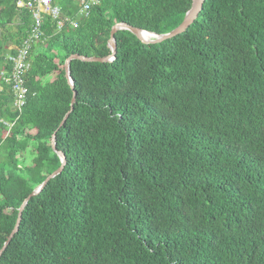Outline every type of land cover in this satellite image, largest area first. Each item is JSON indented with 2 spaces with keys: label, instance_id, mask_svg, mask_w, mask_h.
Listing matches in <instances>:
<instances>
[{
  "label": "trees",
  "instance_id": "obj_1",
  "mask_svg": "<svg viewBox=\"0 0 264 264\" xmlns=\"http://www.w3.org/2000/svg\"><path fill=\"white\" fill-rule=\"evenodd\" d=\"M17 1L0 0V70L32 23ZM52 2L20 113L0 76V248L61 165L53 133L65 164L0 264H264V0H204L158 43L118 30L113 60L70 61L74 89L68 56L111 54L117 22L166 33L191 0Z\"/></svg>",
  "mask_w": 264,
  "mask_h": 264
},
{
  "label": "built area",
  "instance_id": "obj_2",
  "mask_svg": "<svg viewBox=\"0 0 264 264\" xmlns=\"http://www.w3.org/2000/svg\"><path fill=\"white\" fill-rule=\"evenodd\" d=\"M78 1V13L87 16L89 10L98 5L102 0H77ZM18 7H25L31 13L32 23L30 29L22 39L20 44L15 48V53L7 56L10 63L9 69H1L0 76L5 84L10 86V90L13 95L12 108L18 113L21 112L25 105L28 86L26 84V73L30 68L29 54L32 46L42 36V23L45 16H49L51 19L57 22V29L60 30L62 26L61 9L59 5L54 4L52 0H27L17 1ZM63 20H69L67 17ZM71 22V21H70ZM73 25L75 23L71 22ZM8 128L13 123L2 121Z\"/></svg>",
  "mask_w": 264,
  "mask_h": 264
},
{
  "label": "water",
  "instance_id": "obj_3",
  "mask_svg": "<svg viewBox=\"0 0 264 264\" xmlns=\"http://www.w3.org/2000/svg\"><path fill=\"white\" fill-rule=\"evenodd\" d=\"M203 1L204 0H191V5H190L189 9L185 12L181 22L175 28L171 29L170 31H168L166 33L157 34V33L151 32V31H147V30H143V29H140L137 27H133V26H131L125 22L115 23L111 27L110 36H109V40H108V45L112 50L111 54L104 56V57H93V56L88 57V56L80 55L77 53V54H73V55H70L67 57V59L65 60V63H64V70H65V77H66L71 89H74L73 80L70 76V71H69V64H70V61L72 59H79L82 61H93V62H105V61L113 60L114 55H115V49H116L114 34L118 30H122V29H126V30L130 31L133 35H135L143 43H158V42H162L166 39L172 38L178 34L183 33L190 26V24L193 23V21L197 18L198 14L202 8ZM142 32L148 33L152 37L150 39H143L140 35ZM74 101H75V91H73V94H72L70 109L64 115L59 126H61L64 123L65 119L68 117L69 113L71 112V110L73 108ZM50 144H51L52 150L59 156V158L61 160V165L57 169H55L52 173L47 175L45 177V179L39 185H37L32 190V192L23 200V202L21 203V205L18 209V215H17L16 221L14 223V226H13L12 230L10 231V233H9L7 239L5 240L4 244L0 248V256H1L2 252L4 251V249L6 248V246L8 245V243L10 242V240L12 239V237L14 236V234L18 231L19 223L21 220V213H22V210L25 207L27 201L33 195L39 193L40 190L46 185V183L51 178H53L55 175L59 174L63 168V165L65 164L64 154L61 151H57L56 146H55V133L52 134Z\"/></svg>",
  "mask_w": 264,
  "mask_h": 264
},
{
  "label": "bare ground",
  "instance_id": "obj_4",
  "mask_svg": "<svg viewBox=\"0 0 264 264\" xmlns=\"http://www.w3.org/2000/svg\"><path fill=\"white\" fill-rule=\"evenodd\" d=\"M140 35L143 39H150L152 37L150 34L145 32H142Z\"/></svg>",
  "mask_w": 264,
  "mask_h": 264
},
{
  "label": "rangeland",
  "instance_id": "obj_5",
  "mask_svg": "<svg viewBox=\"0 0 264 264\" xmlns=\"http://www.w3.org/2000/svg\"><path fill=\"white\" fill-rule=\"evenodd\" d=\"M50 77H46L44 80H48ZM30 161V158L28 159V162Z\"/></svg>",
  "mask_w": 264,
  "mask_h": 264
}]
</instances>
